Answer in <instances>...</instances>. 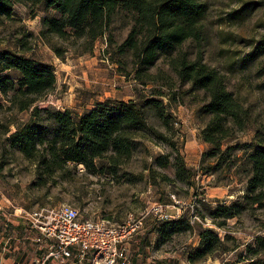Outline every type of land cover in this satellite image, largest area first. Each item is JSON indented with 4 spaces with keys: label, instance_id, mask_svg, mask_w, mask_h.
<instances>
[{
    "label": "rangeland",
    "instance_id": "374dc122",
    "mask_svg": "<svg viewBox=\"0 0 264 264\" xmlns=\"http://www.w3.org/2000/svg\"><path fill=\"white\" fill-rule=\"evenodd\" d=\"M202 1L206 2L207 10L198 25L199 39L188 38L176 49L187 53L190 60L199 55L223 75L225 87L247 109L249 116L245 127L232 137L235 140L227 144L234 145L235 141L248 144L256 131L264 137V0ZM242 8H246L245 14ZM232 11L243 13L240 20L230 19ZM56 14L43 3L15 4L8 18L0 19L1 53L10 52L53 68L55 86L35 103L40 110L60 111L77 119L96 104L115 106L121 101L152 97L162 98L175 119L165 127L153 105L139 102L142 118L163 133L164 139L149 129L133 131L129 157L116 156L114 168L110 159L102 158L94 162L96 174L72 162L48 176L43 167L38 170L34 160L25 158L9 142L15 123L26 122L33 107L19 111L9 102L11 90L6 95L0 92V259L13 257L17 251H27L29 255L35 251L36 244L25 237L29 233L35 237L36 233L24 231L15 215L18 209L31 211L68 204L79 210L83 219H104L118 224L130 216L140 218L152 203L171 205V197L175 196L183 203L195 201V210L186 208L177 217L182 219L178 227L160 223L153 229L158 221L146 216L130 245L133 263L191 264L187 255L200 241V228H210L234 249L216 251L194 264H245L238 257L246 255V244L255 235L264 234V208L245 206L221 226L218 225L221 220L211 219L209 210L242 201L250 167L246 160L241 159L240 163L235 160V156L243 157L246 151L243 147L225 152L218 169L213 168L215 158L206 157L201 162L202 154L210 149L203 142L201 132L211 118L204 110L206 92L181 81L163 52H159L158 60L146 73L135 74L131 51L118 49L130 31V14H113L106 33L84 54L79 53L77 44L41 34L42 18ZM54 46L66 48L62 57L56 54ZM159 92L162 95L158 96ZM47 115L41 112L39 122L46 125L45 136L51 137L52 121ZM177 154L190 172L189 180L175 177L180 165ZM161 162L165 165L160 166ZM228 164L230 171L226 170ZM169 212L173 214L175 210ZM204 219L210 223L206 224ZM225 234L231 239L226 240Z\"/></svg>",
    "mask_w": 264,
    "mask_h": 264
},
{
    "label": "trees",
    "instance_id": "16d2710c",
    "mask_svg": "<svg viewBox=\"0 0 264 264\" xmlns=\"http://www.w3.org/2000/svg\"><path fill=\"white\" fill-rule=\"evenodd\" d=\"M43 3L47 9H53L57 14L42 18L41 34L46 37L54 35L60 42L77 44L84 54L92 49L94 42L106 33L113 14L125 12L132 16V23L127 38L119 44V52L130 50L135 63V74L146 73L163 52L168 59L169 67L183 82L200 88L208 95L204 110L210 114V120L201 130L202 140L210 145V149L202 154L201 162L206 157L215 158L213 168L218 169L223 160V154L243 147L246 149L243 157L235 156L237 162L241 159L249 164L248 177L244 181L242 201L230 206L219 205L209 210L212 220L219 219L221 226L225 219L233 218L241 209L264 208V137L256 131L250 143L234 145L227 144L237 132L241 131L248 121V111L235 95L224 85L223 75L209 66L197 55L194 60L187 58V53L176 49L188 38L199 39L201 28L199 22L206 14L207 4L202 0H0V19L8 18L15 4L37 5ZM246 10L242 8L241 12ZM232 11L233 17L240 20L242 14ZM245 14V13H244ZM53 48V46H51ZM54 50L59 57L66 52L63 46ZM254 57V56H250ZM138 78V76H136ZM56 82L53 68L50 65L36 63L30 58L12 53L0 52V92L4 95L11 90L9 102L26 111L33 107L30 118L22 124L15 123V131L9 136L10 146H16L25 158L34 160L38 170L52 176L57 168L67 163L81 164L92 174H96V160L102 158L114 159L129 157L131 153V134L133 131L149 129L158 138L164 139L142 118L141 109L137 103L151 104L155 107L157 118L165 127L173 118L162 98L152 97L119 102L115 106L100 103L77 119L68 113L40 110L35 103L41 96L50 92ZM145 84V83H144ZM162 95L159 92L158 96ZM44 112L52 121L53 134L46 135V125L40 121V113ZM11 123H14L13 121ZM2 125V123H0ZM6 130L7 127H6ZM8 132V131H7ZM225 145V148L223 147ZM174 147V144L173 146ZM178 155V154H177ZM180 165L175 171V177L190 179V172L185 168L180 155L176 157ZM165 159V158H162ZM165 165V163H160ZM208 168V167H207ZM231 164L226 166L230 171ZM113 173V171H110ZM109 173V172H108ZM166 177L167 176H163ZM180 219L156 222L178 227ZM175 229V228H174ZM226 236V240L231 239ZM200 241L190 249L187 260L205 259L216 251L233 250L221 240L218 233L210 228H200ZM147 239L144 238V244ZM246 255H239V261L245 264H264V234H257L252 242L246 244Z\"/></svg>",
    "mask_w": 264,
    "mask_h": 264
},
{
    "label": "built area",
    "instance_id": "2783aa9c",
    "mask_svg": "<svg viewBox=\"0 0 264 264\" xmlns=\"http://www.w3.org/2000/svg\"><path fill=\"white\" fill-rule=\"evenodd\" d=\"M171 198V205L152 203L140 218L130 216L118 224L104 219H83L79 210L68 204L31 211L18 209L15 215L27 234L36 233L35 237L30 233L25 237L36 244L29 264H136L132 261L130 245L146 216L163 222L177 219L186 208L195 210V201L183 203L175 196ZM169 209L175 212L172 214Z\"/></svg>",
    "mask_w": 264,
    "mask_h": 264
},
{
    "label": "crops",
    "instance_id": "0c3cea01",
    "mask_svg": "<svg viewBox=\"0 0 264 264\" xmlns=\"http://www.w3.org/2000/svg\"><path fill=\"white\" fill-rule=\"evenodd\" d=\"M25 231V230H24ZM22 246H19V248H21ZM8 253H10L9 251H7ZM12 255V254H11ZM31 255L28 254L27 251H17L15 252V254H13V257H2L0 259V264H26L27 262H29Z\"/></svg>",
    "mask_w": 264,
    "mask_h": 264
}]
</instances>
